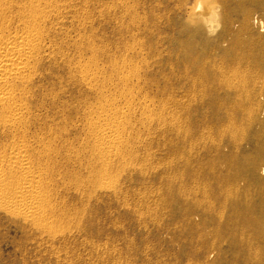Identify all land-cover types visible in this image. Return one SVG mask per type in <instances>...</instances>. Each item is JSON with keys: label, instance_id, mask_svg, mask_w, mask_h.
<instances>
[{"label": "rangeland", "instance_id": "1", "mask_svg": "<svg viewBox=\"0 0 264 264\" xmlns=\"http://www.w3.org/2000/svg\"><path fill=\"white\" fill-rule=\"evenodd\" d=\"M210 1L0 0L6 38L24 34L19 14L37 4L59 12L25 39L43 48L24 56L29 71L0 107L4 197H21L23 182L52 210L25 220L0 198V264H264V102L252 109L253 76L232 88L208 77L194 101L186 85L196 69L186 23ZM240 1L230 16L237 54L264 41V5ZM127 74L135 85L123 89ZM127 98L163 117L137 124L101 167L89 124L104 114L99 103L134 112Z\"/></svg>", "mask_w": 264, "mask_h": 264}, {"label": "bare ground", "instance_id": "2", "mask_svg": "<svg viewBox=\"0 0 264 264\" xmlns=\"http://www.w3.org/2000/svg\"><path fill=\"white\" fill-rule=\"evenodd\" d=\"M244 1L246 0H241V4H244ZM252 1L264 5V0ZM235 4L234 0L202 2L201 11L195 14L192 13L188 17L185 32L187 44L193 56L191 62L196 69L193 72L190 70L186 72L189 76L186 85L190 98L194 101L200 96L199 92L203 82L207 81L208 77H213L214 82L222 88H232L238 82L240 75L251 73L253 76L251 84L255 93L249 96V100H251L252 109L254 110L255 104L264 102V41L262 46L255 51L236 53L237 38L235 30L232 28L233 22L230 20L231 9L234 8ZM242 6L244 15L243 26H246L249 23L250 9L244 5ZM53 13L59 14L58 11L42 7L41 4H37L33 11L20 13L19 15H22L27 22V25L24 26L25 32L21 36L14 35L6 38L4 36L5 25L4 23L0 25V107L4 100L11 96L12 85L14 86L16 81L29 71V66L25 62L24 56L43 48L40 41L34 43L25 41V39L43 33L39 21L49 20V17H53ZM219 20H222V29L217 31L215 23L217 21L219 23ZM87 73L85 70L80 72L82 79L85 78ZM119 78L121 80L123 76L120 75ZM122 82L123 89H128L135 85V80L131 78V74H127L122 79ZM91 90L95 91L94 89ZM117 90L118 88H114V92ZM126 104L129 108L133 106L135 111L131 113L127 111L108 112L106 111V105L99 103L97 107L104 114L89 124V131L100 142V144L94 146V154L92 155L101 167L106 166L115 153L124 150L127 145L125 138L131 136L137 124H142L143 120L147 118L163 117V109L157 111V114L148 112L150 101L142 100L135 107L136 103L131 98H127ZM26 110L27 108L24 105H16L13 109L8 110V114H6L7 120L20 116ZM139 111H142V113L139 114ZM227 119L228 115H226ZM201 120L207 123L209 116L204 114ZM226 120L223 119L222 122ZM170 126H176L174 128L176 130L180 129L175 123H171ZM18 146L26 148L28 143L25 140H21ZM39 149L42 152H46L45 146ZM103 176L104 174H100L99 180L102 181ZM18 190L23 195L16 199H10L7 196L4 197L3 188L0 184L2 203L10 207L9 211L12 215H21L25 220L36 218L37 222L42 223V219L52 210L47 203L48 195L41 194L37 191V187L23 182L18 183ZM221 193L227 198H231L233 195L227 190ZM44 223H46L45 220Z\"/></svg>", "mask_w": 264, "mask_h": 264}, {"label": "built area", "instance_id": "3", "mask_svg": "<svg viewBox=\"0 0 264 264\" xmlns=\"http://www.w3.org/2000/svg\"><path fill=\"white\" fill-rule=\"evenodd\" d=\"M262 173H264V168H263V171H262Z\"/></svg>", "mask_w": 264, "mask_h": 264}]
</instances>
